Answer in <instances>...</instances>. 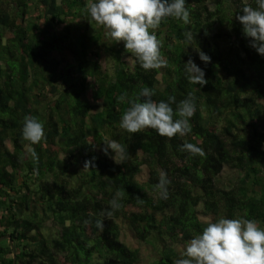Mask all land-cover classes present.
Wrapping results in <instances>:
<instances>
[{"label": "trees", "instance_id": "16d2710c", "mask_svg": "<svg viewBox=\"0 0 264 264\" xmlns=\"http://www.w3.org/2000/svg\"><path fill=\"white\" fill-rule=\"evenodd\" d=\"M1 1L0 264H11L12 252L13 264H135L138 250L121 239V224L156 251L148 264H174L184 249L176 246L207 226L198 212L255 220L264 229V56L235 19L255 0H186L188 24L169 17L155 30L167 67L147 71L122 41L105 37L85 11L89 0ZM189 57L205 72V85L185 78ZM144 87L157 102L174 96V110L191 92V132L169 139L153 129L120 128L128 105L116 97L135 98ZM25 116L43 123L40 143L23 139ZM112 139L126 146L122 164L111 149L102 151ZM183 143L205 154L180 151ZM30 148L38 160L25 156ZM93 157L94 166L83 169ZM141 164L147 174L138 181ZM224 164L240 175L220 187ZM162 172L170 180L166 200L153 189ZM118 190L123 207L104 219ZM46 218L54 223L51 235L41 230Z\"/></svg>", "mask_w": 264, "mask_h": 264}, {"label": "clouds", "instance_id": "9594fccd", "mask_svg": "<svg viewBox=\"0 0 264 264\" xmlns=\"http://www.w3.org/2000/svg\"><path fill=\"white\" fill-rule=\"evenodd\" d=\"M255 4V7L245 5L243 15H236L235 19L242 25L243 35L249 38V46L264 56V0H255ZM85 11L104 29L106 38L116 43L122 41L125 51L134 55L140 67L146 71L167 67L168 62L161 55V41L155 34L162 20L171 17L188 24L190 17L186 0H89ZM184 35L185 42L190 46L194 39L192 33L188 31ZM196 51L205 64L211 62V58L202 50ZM183 71L189 83L203 86L208 82L205 72L191 57L184 63ZM153 96L154 92L148 87H144L135 98H130L126 92L117 96L118 103L128 105L121 115L120 128L131 134L153 129L158 135L169 139L177 134H189V118L196 110L195 96L188 93L175 110L171 106L176 103L174 96L159 102ZM22 136L31 145L40 143L46 138L43 123L35 117L25 116ZM104 143L106 147L102 151L110 155L111 149L114 154L111 158L115 163L122 164L128 159L125 145L114 139ZM179 149L193 156L205 154L201 147L193 143H183ZM25 156L38 160L37 153L31 148ZM94 160L95 157L86 160L83 169L94 166ZM169 184L167 174L162 172L158 182L153 185L161 199H168ZM122 197L123 191L118 190L109 201L110 208L100 215L110 219L115 211L123 207L120 202ZM137 200L142 203L139 197ZM96 227L103 230L102 219L96 220ZM174 264H264V229L255 220L220 217L215 222H208L202 233L186 242L181 258L175 260Z\"/></svg>", "mask_w": 264, "mask_h": 264}, {"label": "rangeland", "instance_id": "374dc122", "mask_svg": "<svg viewBox=\"0 0 264 264\" xmlns=\"http://www.w3.org/2000/svg\"><path fill=\"white\" fill-rule=\"evenodd\" d=\"M0 7L1 8L5 7V4L2 1L0 3ZM99 62L101 63V65H103L104 68H107L108 70H110L111 64L106 59H102L101 57ZM4 144L7 147L10 146V144L7 143V141ZM146 174H147V168L144 164H141L139 167V170L135 174V177L138 181H142L145 179ZM239 175H240V171L238 168L231 167L228 164H224L220 172L218 173L215 182L220 187H225L227 184L231 183V180H233L235 177ZM197 216L200 219L206 220L208 222H212L214 218V216H212V214L210 213L202 214L201 212H198ZM218 219L214 218V221H217ZM121 225H122V229L120 232L121 239L126 244H128L130 247H135L138 250L137 261L135 262V264H148L151 261L155 260V258L157 257V253L152 248V246L147 242H142V241H138L137 239H135L131 231L124 224H121ZM53 229H54V223L51 221V219L46 218L42 224V229H41L42 232L44 234L51 235L49 233H52ZM48 237L49 236H47V244L51 246V240ZM183 247L184 245L178 244L176 246V249L179 251Z\"/></svg>", "mask_w": 264, "mask_h": 264}, {"label": "water", "instance_id": "95a60500", "mask_svg": "<svg viewBox=\"0 0 264 264\" xmlns=\"http://www.w3.org/2000/svg\"><path fill=\"white\" fill-rule=\"evenodd\" d=\"M8 241H9V239H8ZM10 242V241H9ZM14 259V254H13V252H12V262H11V264H13V260Z\"/></svg>", "mask_w": 264, "mask_h": 264}]
</instances>
